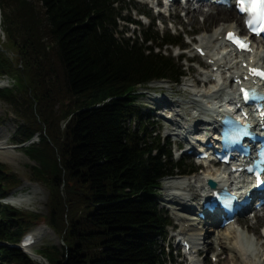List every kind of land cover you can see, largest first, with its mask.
<instances>
[{
    "label": "trees",
    "instance_id": "1",
    "mask_svg": "<svg viewBox=\"0 0 264 264\" xmlns=\"http://www.w3.org/2000/svg\"><path fill=\"white\" fill-rule=\"evenodd\" d=\"M126 0H0V100L16 122L13 141L35 162L31 179L49 191L45 214L3 201L21 179L0 161V264H37L15 247L41 224L61 239L39 251L49 264H170L172 225L158 195L163 179L192 173L174 161L139 105L156 80L180 84L166 51L183 35L142 27ZM181 60V59H180ZM0 117V127L2 125ZM34 138L37 141L30 143Z\"/></svg>",
    "mask_w": 264,
    "mask_h": 264
},
{
    "label": "rangeland",
    "instance_id": "2",
    "mask_svg": "<svg viewBox=\"0 0 264 264\" xmlns=\"http://www.w3.org/2000/svg\"><path fill=\"white\" fill-rule=\"evenodd\" d=\"M147 1L148 0H126V5H129V9L132 8L133 10L131 14L132 17L134 19L141 20L143 26L136 27L134 25H130L128 26V29H126L124 28V23L121 22L120 30H127L128 34H126L125 36L131 37L132 39H136L137 35L141 34L143 30L147 29L150 24L149 20L144 17L140 18L139 16H137V10H141L150 13L151 19L155 21V31H158L161 34L166 32L175 36L182 34L184 38L183 44L189 49L184 57V60H177V48L168 47L166 48V51L167 54L171 53L176 58V61L179 63V65H182L183 67L185 66L187 70V77L184 78L182 80V83L178 85L169 81H166L164 83L151 84L149 87L150 90L140 91L147 92V94L145 93L140 95L139 105L143 108V112L147 115V117L150 118L151 121L154 123L153 129L158 134H160L162 138H169V141L172 143L173 151L175 150L176 145H178V143L180 144L182 151H175L174 160L180 161L184 159L186 164H194L195 167H197V164L194 161L195 156L186 154V151L192 149V145L195 146L197 140L201 139L202 134H185L181 137H178L180 130L174 124H176L177 121H179L178 123H181L180 118H176L178 112L181 114L186 113L189 119L187 125H182L185 128H189L193 131L197 125V121L195 118H193V116L198 115V112L193 110V108H195V106L191 103L193 99H197L206 108H209L213 105V102L219 101L217 99L218 97H223L219 95H217V97H212L211 95H203L204 93L210 92V90H212L215 86L213 84L207 87L203 86V82L201 80L204 79V75L206 73L210 72V69L208 70L202 67L205 66V64L203 63L201 58L196 56L193 45L200 44L203 38H207L210 36V34L213 32V27H215L216 25L222 26L224 23H210L207 20L206 14L210 12V8L208 6L203 7L202 12H194V14L196 15V21L193 24L190 23L192 17L191 14L193 13H190L188 16H184V13L180 11L175 17H171L170 19H168L165 15H163L162 17H157L156 10L151 9ZM162 23L164 24L163 26ZM193 33L195 34V36H188V34ZM0 34H2L1 39L5 41V37L1 31V27ZM191 40H193V45L189 44ZM214 52H218V49L215 48ZM262 55L264 57V51L262 52ZM185 68H183V70ZM199 79L200 83L196 85V81H198ZM222 82V84L224 85L227 84L225 79H223ZM200 84L201 86L197 88V86H199ZM226 91L230 93L234 92V90L229 87L226 88ZM165 101H167V103H173V105H170L169 107L162 106ZM160 105L162 107L157 110V106ZM200 116V118H204L203 114ZM0 117L3 120L2 125L0 127V139L6 143V147L10 150L12 155L10 156V154H6L7 157H2L3 160L0 158V161L6 164L8 168L13 173H15L22 181L21 187L14 191L13 194L23 192L25 195H30L34 199L32 205L27 208H20L15 206L13 207L45 214L47 212V201L49 197V191L44 186H41L32 181L30 166L35 165V162L31 160L24 161L21 158V147H19L20 149H18L16 148V145H13L12 142L14 134L16 132V122L14 121L15 116L10 113V107L1 100ZM203 128L204 127L200 125V129L203 130ZM37 140L38 139L36 138L35 141ZM197 146L198 145H196L192 150H198ZM210 169L211 171H214L215 169H217V167L211 164ZM199 170H201V168ZM199 170L196 175L191 177L190 179L193 181L192 184L195 186L197 193H200L201 195L205 191H201L202 184L198 182V180L199 177H203L206 172L203 173V170ZM181 180L188 181L187 179ZM167 181L169 180L165 179L162 181L161 189L158 195V202L160 207H163L167 211L170 219L172 220V226L168 228V234L166 241H164V245L167 250V254H169L172 249V257L174 262H172L171 264H191V261L188 260V257L181 255V253H183V249L180 244L182 236H180L179 233L183 226L178 220L176 214H179V203H182V201L179 199H173L172 197V194H180L182 193V191L176 189L168 190V188L166 187ZM30 183L39 185V192H37V194H35V192L33 191L32 187L30 186ZM202 199V196H200L197 200L193 201L192 205L196 206V209L192 210L191 215L193 217H195L196 214L199 213V203ZM3 202L8 204L6 200H4ZM244 217L247 219V221L245 223L238 221L237 223L233 224L231 226L232 228L230 232L227 228L222 229L211 227L213 228V232L211 233L210 241L213 242L211 244L213 248L208 250V254L197 258L199 264H264L262 261L264 260V229H260V226H262V228L264 227V214L254 219L251 216V220L248 219L250 216ZM248 226L250 227V229L248 228ZM196 228L198 229V233L203 227L202 225L197 224ZM252 229H256V231ZM33 232L38 235L37 242L33 248L35 251H40L44 247L60 245L62 243L61 239L54 232L48 230V228L44 224L40 225L38 228L33 230ZM259 234H261V236ZM219 236L222 237V241L224 239L225 243L217 245L216 242ZM226 236H228V239L226 238ZM240 236H243L248 243L253 244V249L250 251L252 252V254L249 256H244V259L242 261L236 258L235 254L233 252H230L229 250L235 247ZM167 247H169L170 249L168 250ZM178 253L180 254L179 256ZM215 258L218 260L217 262L214 261ZM181 261L183 262L181 263ZM36 262L37 264H45L43 262Z\"/></svg>",
    "mask_w": 264,
    "mask_h": 264
},
{
    "label": "bare ground",
    "instance_id": "3",
    "mask_svg": "<svg viewBox=\"0 0 264 264\" xmlns=\"http://www.w3.org/2000/svg\"><path fill=\"white\" fill-rule=\"evenodd\" d=\"M208 7L210 8V12H208L206 14L207 20L210 23H219V22L224 23L222 26L216 25L215 27H213V32L210 34V36L207 38H203L201 40V42L203 44H201L200 46H204L205 49L208 50L209 46L211 45L212 49H209V51H212L213 48L216 47V45L218 44V42L216 41L217 38L220 35H223V33L226 30L240 27L242 25V18L239 17L235 13L234 10H229L227 8H225L226 9L225 10L222 7H216L213 5H210ZM199 12H202V10L199 9ZM191 15H192V17H191L190 23L193 24L196 21V15L194 13ZM217 26H218V29H217ZM220 31L222 33H220ZM208 53H209L208 58L216 60L217 64H215V66H219V67L223 66V69L226 66H228L227 58L222 59V58L217 57V55H215V54L212 55L211 52H208ZM211 67H213V66H211ZM212 75H214V74H211L209 76V78L212 77ZM212 84H213L212 80L209 79L208 81H206L204 83V87H207V86L212 85ZM211 91L212 90H210V92H208V93H204L203 95L204 96L212 95L213 97H214V95L221 96L220 92H222V91H215V93H213L214 95L212 94ZM233 98H236V96H233L231 99H233ZM191 103L195 106V108H193V110L198 112L197 116H193V118H195L197 121V125L193 131L189 128H185L183 125H187L189 117L187 116L186 113L181 114L178 112L176 118L177 119L180 118L181 123H178L179 121H177L176 124H174L180 130L178 137H181L182 135H185V134H189V135L194 134V133L202 134V129H200V125H202V126L205 125L203 123L205 119L200 118L201 117L200 115L205 113L206 110H208V109H206V107L197 99H193V101ZM170 105H173V103H167V101H165V103L162 104V106H164V107H169ZM162 106L161 105L157 106V110L160 109V107H162ZM205 116H206L207 120L214 122V124L212 123L210 125H215L216 124L215 118L221 116V114L218 111H214L212 114H210V113L207 115L205 114ZM206 125H207V123H206ZM204 127H206V126H204ZM192 147L194 148L195 146L192 145ZM6 154H10V156H12L10 150L6 147V143L0 139V158L3 160L2 157H4V156L7 157ZM222 173L223 172H220V169H215L214 171H211V169H210L206 172V174L203 177H199L198 182L203 184L204 181L206 179H209V178H212V179L217 180V181L222 179V182H226L224 179H227V178H225L227 173L226 172H224L223 174ZM30 186L32 187L35 194H37V192H39V185L34 184V183H30ZM166 187L168 188V190L176 189V190L182 191V193H180V194L179 193L172 194L173 199H179L182 201V203H179V214L178 213L176 214L178 220L180 221V223L183 226L179 235L183 237V240H190V242L192 243V251H198V249H200L201 247L203 249H208V250L212 249L213 246L211 244L213 242L210 241V238H211V233L213 232V229H210L209 227H205L204 229H201V231L197 233L198 229L196 227H197V224L201 223V221L198 222L197 214L195 217H193L191 215L193 207H195L194 205H192L193 201L197 200L201 196L200 193L199 194L197 193L195 186L192 184V182L182 181V180L180 181V179H171V180L167 181ZM201 190L203 191L204 188H202ZM6 202L12 206H15V207L27 208V207L32 205V203L34 202V199L30 195H25L23 192H18L17 194L10 195L6 199ZM201 202L199 203V206H201V204H202ZM262 212H264V211H262ZM262 214H264V213H262ZM245 219L246 218H244V220H240V221L246 222ZM212 224H215V221H212ZM216 225H219V224L217 223ZM248 228L250 229L249 226H248ZM227 229L229 232L231 231L230 226ZM252 230L256 231V229H252ZM259 235L261 236V234H259ZM221 238L222 237H220V236L218 237V240L216 242L217 245H221V243H225L224 239L222 241ZM239 245H240L239 241H237V244L235 245V247L232 249H229V250H230V252H233L235 254L236 258H238L239 260L242 261L244 259V257H242V254H239L237 252V248ZM263 247H264V245H263ZM28 250H29V252L32 255L34 260H36L38 262L45 263V260L40 255L35 253L34 250L32 249V247L28 248ZM262 261L264 263V260H262Z\"/></svg>",
    "mask_w": 264,
    "mask_h": 264
},
{
    "label": "snow or ice",
    "instance_id": "4",
    "mask_svg": "<svg viewBox=\"0 0 264 264\" xmlns=\"http://www.w3.org/2000/svg\"><path fill=\"white\" fill-rule=\"evenodd\" d=\"M239 11L242 13H247L249 19L247 21L249 27L251 28L257 22L261 24L259 31H264V0H238ZM259 34V33H257ZM229 39H232L233 42L237 43L240 47H245V45L236 40L233 34H229ZM256 75L264 77V73L257 72ZM248 98L247 93H245V99Z\"/></svg>",
    "mask_w": 264,
    "mask_h": 264
},
{
    "label": "water",
    "instance_id": "5",
    "mask_svg": "<svg viewBox=\"0 0 264 264\" xmlns=\"http://www.w3.org/2000/svg\"><path fill=\"white\" fill-rule=\"evenodd\" d=\"M0 48H1V46H0ZM209 185H210V186H214V181L210 180V181H209ZM47 264H48V263H47Z\"/></svg>",
    "mask_w": 264,
    "mask_h": 264
}]
</instances>
